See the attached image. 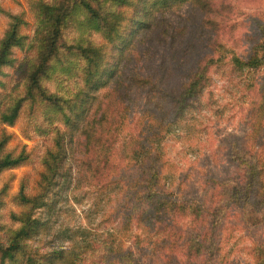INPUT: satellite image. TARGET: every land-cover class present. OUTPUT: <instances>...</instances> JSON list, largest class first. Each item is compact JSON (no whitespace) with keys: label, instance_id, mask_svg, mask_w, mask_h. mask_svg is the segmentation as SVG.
Masks as SVG:
<instances>
[{"label":"rangeland","instance_id":"rangeland-1","mask_svg":"<svg viewBox=\"0 0 264 264\" xmlns=\"http://www.w3.org/2000/svg\"><path fill=\"white\" fill-rule=\"evenodd\" d=\"M230 1L233 8L227 10L229 19L221 24L220 31L213 28V23L205 25L201 14L193 15L188 2H176L177 6L171 9L175 1L157 5L153 14L157 17L161 38L152 35L142 38L137 51L131 52L132 63L126 70L129 77L139 78L154 72L166 74L167 67L174 68L179 63L178 71L171 68L173 76L167 73V78L163 79L173 86L179 82L178 76L187 75L209 52V40L218 35L221 43L214 55L224 58L209 71L210 83L202 97L175 124L162 144L165 159L170 164L167 180L163 182L167 185L166 191L172 193L182 187L184 199L192 203L206 194L208 204L205 206L212 207L211 222L206 224L205 238L201 242L204 256L201 261L193 260L190 244H182L192 227L191 212L182 207L174 218L180 232L179 242L174 249L165 248L164 253L172 259L166 264H264V200L260 202L256 198L259 186L247 187L243 183L235 187L230 181L243 171L241 168L248 170L240 165L241 159L235 162L232 154L245 156L250 165L255 163L254 156L257 163L264 162V118L257 133L258 141L263 142L252 149L247 147L244 151L243 148L252 129L251 120L247 119L249 111L262 103V95L257 85L253 89L247 87L246 82H250L247 75L232 68L230 61L233 55L244 58L259 41L256 24L257 17L264 13V0ZM85 5L101 15L121 13V34L129 33V28H123L133 10L120 7L119 0H0V47L15 17H18V34L24 37L22 48L11 49L6 54L7 63L0 66V133L4 131L10 136L5 152L27 157L22 166L0 173V264H48L55 252L73 249L77 252V264H125L120 256L126 255L128 250L131 254L127 264H157L148 242L149 234L144 232H136L144 241L143 247L136 249L133 238L128 240L125 253L110 252L113 236H121L114 231L118 223L112 220L120 192L106 188L116 171L112 170L110 177L98 182L81 164L84 159L93 157L97 147L89 153L76 147L77 150L69 152L68 159L62 162L55 180H42L48 153L55 149V141L65 130L64 112L49 103L24 98L29 77L38 69L39 57L46 49L54 17L60 16L62 20L57 51L41 67L39 94L72 101L82 88L85 75V62L78 48H98L112 64L117 60V49L124 45L118 37L114 43L107 42L103 27L87 12ZM170 59L173 62H169ZM160 64L164 68L159 67ZM150 66L151 70H147ZM254 77L255 84L260 82L261 76ZM104 92H100L101 98ZM147 99L150 98L146 90L134 86L117 150L124 148L122 137L125 134L139 133V125L152 107L147 105ZM101 101L105 106L108 103V100ZM16 106L20 110L14 125H4L3 117L9 116ZM77 140L80 141L75 137L74 141ZM116 152L119 163L125 154ZM202 177L207 181L206 186L201 185ZM21 190L29 199H37L38 206L22 203ZM223 216H226L224 220ZM25 219L30 220L24 223Z\"/></svg>","mask_w":264,"mask_h":264},{"label":"trees","instance_id":"trees-1","mask_svg":"<svg viewBox=\"0 0 264 264\" xmlns=\"http://www.w3.org/2000/svg\"><path fill=\"white\" fill-rule=\"evenodd\" d=\"M172 1L175 2L170 5V9L177 6L175 5L176 2L178 4L188 2L189 7L194 11L192 12L193 15L195 13L201 14L202 18L205 19V25L213 23V28L218 31L221 30V24L229 19L226 16L227 10L233 8L230 0ZM168 2L170 0H119L120 7L132 8L133 10L127 24L129 27L123 28L124 30L129 28L128 34H123V32L121 34L123 20L121 13L101 15L90 5H85L87 12L103 27L107 42L114 43L118 37L124 45L118 49L114 47V52L117 49V60L112 64L106 61L105 56L98 48H78L85 62V75L82 88L70 102H64L54 95L39 94L37 90L41 67L57 51L62 20L60 16L54 17L49 36L46 39V49L39 57L38 69L32 72L29 77L24 98L25 101L49 103L59 111L64 112L65 130L55 141V149L48 153L45 160L46 172L43 174L42 180L44 182L55 180L60 167L68 159V153L76 151V147L82 148L87 153L97 147L93 157L84 159L81 164L82 167L86 166L91 178L98 182H103L104 179L110 177L112 170L116 171L115 176L110 177V184L106 188L118 189L120 192L116 197L117 203L112 211V220L115 224L118 223L119 226L114 231L121 236H113L109 243L110 252L116 255L125 253L128 240L133 238L136 239L134 241L136 242V249H139V246L143 247L142 242L144 241L136 236V232H144L149 234L150 241L148 242L151 246L154 263L157 264L162 262L166 264L172 260L171 256L164 253V250L165 248L174 249L179 242L177 237L180 232L176 228L174 218L175 213L182 207L188 208L192 216V227L187 236L183 237L182 244H190L188 246L190 251L193 250L190 255H194L193 260L201 261L204 256L203 251L205 249H201L203 248L201 242L205 238L206 224L211 222L212 207L205 206L208 204L206 194H202L203 196L199 201L192 203L184 199L182 187L174 189L172 193L166 191L167 185L163 182L167 180L170 164L165 159L162 144L167 135L172 132L175 124L189 110L193 109V104L202 97L205 88L210 83L209 71L224 58L223 56L217 58L214 55L217 48L221 47L218 35H216L209 40V52L194 64L187 75L178 76L179 82L173 86H169L167 81L163 80L167 78L165 77L167 73L173 76L171 73L173 67H167L165 69L166 74L161 75H158V72L139 78L126 75L128 65L132 63L131 52L137 51V46L142 42V38L151 35L156 39L157 37L161 38L160 27L156 25L157 17L154 16L153 12L157 5H164ZM55 10H51V12ZM17 22L18 17H15L1 42L0 66L7 63L6 54L11 49L22 48L23 46L24 37L18 34ZM256 27L259 31V41L251 47L244 58L233 55L230 59L232 68L247 75L250 80V82H246L247 87L253 89L257 85L262 95V103L256 105L255 108L252 107L247 117L249 121L251 120L250 127L252 129L249 141L246 138L243 145L244 151L247 147L252 149L254 145L263 142L258 141L257 133L261 129V122L264 118V13L257 17ZM169 62H173V59H170ZM176 64L173 69L178 71L179 63ZM159 67L162 65L160 64ZM147 70H151V66ZM105 74L104 80L99 81ZM254 76H261L260 82L257 84L254 83L256 79ZM251 77H253V81ZM134 86L140 90H146V95L150 98L147 99L149 100L147 105H152V107L146 111L139 125V133L137 135L125 134L122 137L125 146L124 148L121 147L119 151L117 150L119 132L126 126L127 109H129L127 102L133 94ZM101 91H105L102 98L99 95ZM101 99L108 100L106 106ZM19 110V106L14 107L9 116L3 117L2 123L7 126L14 125ZM161 112L167 116L164 117ZM100 113L101 115H99ZM166 117H171V119L167 120ZM75 137L80 141L83 139L84 142L74 141ZM9 139L10 136L4 131L0 133V173L4 170L18 168L27 160V157L21 154L13 156L11 153L5 152ZM69 143L70 145H68ZM116 151L125 154L119 163L116 162L115 155H118ZM234 151L239 150L234 149ZM231 156L235 162L241 159L240 165H245L248 169L241 168L243 171L235 174L230 179L231 183L235 187L243 183L247 187L259 186L256 198L258 197L259 201L262 202L264 200V162L257 163V156H254L255 163L250 165L245 161V156L239 154H232ZM124 162H126L125 165ZM115 163L118 164V171ZM206 182L202 177L201 185L206 186ZM219 182L222 183L221 180ZM19 198L26 205L38 206L39 204L37 199L26 197L23 190H21ZM212 199L213 197L210 198V201ZM191 203L193 205H190ZM226 216H223L222 219L224 220ZM29 220L25 219L24 223L29 222ZM28 227L30 230L32 229L31 225ZM134 231L135 234H133ZM29 234L28 231L27 235ZM14 241L15 239L12 240V242ZM130 254L131 252L128 250L126 255L120 256V260L127 264ZM53 255L48 260V264H77L78 257L74 249L55 252Z\"/></svg>","mask_w":264,"mask_h":264}]
</instances>
